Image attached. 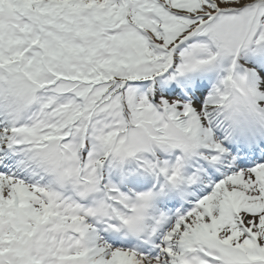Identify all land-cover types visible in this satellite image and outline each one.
Masks as SVG:
<instances>
[{
  "label": "snow or ice",
  "instance_id": "1",
  "mask_svg": "<svg viewBox=\"0 0 264 264\" xmlns=\"http://www.w3.org/2000/svg\"><path fill=\"white\" fill-rule=\"evenodd\" d=\"M0 264H264V0H0Z\"/></svg>",
  "mask_w": 264,
  "mask_h": 264
}]
</instances>
